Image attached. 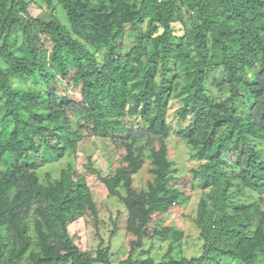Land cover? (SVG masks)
Instances as JSON below:
<instances>
[{"label": "trees", "instance_id": "trees-1", "mask_svg": "<svg viewBox=\"0 0 264 264\" xmlns=\"http://www.w3.org/2000/svg\"><path fill=\"white\" fill-rule=\"evenodd\" d=\"M43 1L46 19L32 16L34 0H0V264H264V0ZM130 30L133 42L120 45ZM60 79L81 88L80 101L51 93ZM172 102L176 134L200 162L202 245L191 257L178 251L184 232L158 219L188 201L172 185ZM88 137L123 152L121 164L104 176L89 156L81 171L70 164L41 181L37 166L77 154ZM147 162L152 180L140 189ZM91 176L122 203L109 223ZM81 219L96 248L71 235ZM121 231L124 258L113 242ZM148 241L169 242L161 261Z\"/></svg>", "mask_w": 264, "mask_h": 264}, {"label": "rangeland", "instance_id": "rangeland-1", "mask_svg": "<svg viewBox=\"0 0 264 264\" xmlns=\"http://www.w3.org/2000/svg\"><path fill=\"white\" fill-rule=\"evenodd\" d=\"M37 5H33L31 8V14L34 18L46 19L50 16L52 12L43 0H34ZM55 4H57L55 2ZM60 8L57 13H59ZM62 18V17H61ZM63 22L65 20L63 19ZM179 33L183 34V31ZM135 31H129L120 41V45L129 46L133 40ZM15 51L19 54L23 49V41L21 36H17L14 39ZM100 60L103 62L104 54H100ZM14 84L23 85L28 87L31 83H19L18 80L14 81ZM50 91L53 95H56L60 99L69 98L72 101H80L81 88L79 86H72L67 80L60 79L59 82L54 83L50 86ZM216 94H219L216 89H214ZM180 104L178 102H172L169 113H168V123L171 126L172 134L168 139L167 143L169 146V157L174 161V167L177 169L175 175L176 182L172 185L179 188L186 197L188 201L181 206H176L173 210L167 214L161 215L158 219L163 220L164 226L175 227L184 232L185 238L182 247L178 249L187 256L191 257L199 253L201 247V240L199 237V230L195 224V218L197 216L198 203L202 196V190L199 187L198 180L194 177L192 170L198 168L200 162L191 156V147L178 135L176 132L179 130L181 124L180 114H179ZM186 125V124H184ZM145 140L138 142V146L144 148L146 154L148 153L147 148H145ZM258 150L264 155V145H258ZM123 152H114L105 145L104 141L96 137H88L83 148L77 154L67 153L62 159L48 162L46 164H41L37 166V172L43 183H47L48 175L52 179H58L61 176V172L66 169L70 164H72L76 171H81L83 165L87 162L89 156H93L95 159V167L102 170L104 176L110 174L112 168H115L121 164V158L123 157ZM152 177L149 173V162H147L143 169L135 176V184L137 188L147 189ZM90 185L92 187L95 200L100 208L101 218L109 223V218L112 213H116L119 208H122V203L116 197H109V192L105 185L96 177L91 176L89 178ZM251 193H246L241 198L242 200L253 199ZM111 228L108 225L105 231H109ZM70 233L74 237L75 241L84 249L88 250L91 247H97L99 240L95 237V228L91 222H87L84 219L79 220L77 223L70 226ZM103 234L108 240L109 234L103 231ZM130 236H128L125 231H121L119 236L113 241L115 246H117L118 251H125L123 258L127 255L129 251ZM169 242L156 241L154 243L148 241L146 244V249L152 250L151 254L158 261H161L168 250ZM120 253H117L115 257V262H119L118 257ZM121 257V258H122ZM225 261L230 262L231 259H226Z\"/></svg>", "mask_w": 264, "mask_h": 264}]
</instances>
